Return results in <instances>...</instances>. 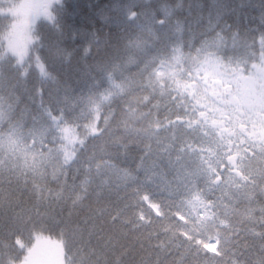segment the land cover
<instances>
[{"label": "snow or ice", "instance_id": "1", "mask_svg": "<svg viewBox=\"0 0 264 264\" xmlns=\"http://www.w3.org/2000/svg\"><path fill=\"white\" fill-rule=\"evenodd\" d=\"M136 7L126 10L130 23L135 25L144 15L148 23L140 26L141 32L167 30L163 47L150 48L139 36L129 37L124 45L112 44L97 61L86 96L66 93L61 107L45 109L41 104L40 109L30 110L28 105L20 106L24 103L20 89L37 73L40 80L52 79L49 59L62 62L67 58L52 39L63 31L64 3L0 0V30L7 41L5 46L0 40V225H4L0 248L7 250V264H15L22 254L16 252L17 247L27 248L23 264H37V244L28 247L23 232L46 227L62 228L79 237L62 242L63 264H167L170 257L179 258L173 264H188L189 258L192 264H264V27L257 60L255 34L248 30L241 35L229 25L219 3L208 5L206 18L201 8L195 28L179 19L172 23L181 3L173 6L156 0L142 5L139 12ZM249 63L255 72L249 71ZM240 80L243 89L233 88ZM36 91L33 88L29 93L33 99ZM160 105L174 110L176 121L166 116L168 125L187 129L184 135L195 137L197 144L194 148L175 138L177 155L183 153L193 160L198 186L189 187L168 212L142 190L132 170H114L108 163L110 157L83 159L88 145L113 127L117 152L127 151L130 141L143 143L149 137L158 138L162 130L170 131L159 119ZM254 161H259L258 168ZM113 184L134 189L131 198L140 215L123 227L148 232L146 243L138 241L139 260L133 255L137 245L128 242L131 232L106 234L102 228L97 230L91 217L79 218L85 203L93 196L101 198L98 194L105 185ZM217 191L224 195L211 199ZM17 193L31 194L39 220L22 211L8 223L3 221L5 209L15 211L19 206ZM239 203H245L242 211ZM144 204L156 217L167 220L161 224L163 239L157 234L155 243L149 227L160 221L145 212ZM124 219V213L118 212L112 216L113 225ZM3 256L0 252V264H5Z\"/></svg>", "mask_w": 264, "mask_h": 264}, {"label": "trees", "instance_id": "2", "mask_svg": "<svg viewBox=\"0 0 264 264\" xmlns=\"http://www.w3.org/2000/svg\"><path fill=\"white\" fill-rule=\"evenodd\" d=\"M26 0H15V3L21 4ZM156 0H63L64 12L62 14V33H57L52 39L59 43L65 50L67 58L62 62L52 61L49 59L48 67L50 69L52 79L40 80L38 73L27 82V84L20 89V95L24 103L21 107L28 105L30 110L40 109L41 104L44 108H58L64 105L66 101V93L68 96H75L79 98L81 94L87 95L88 87L94 82V69L97 61L104 54L105 50L112 44L120 42L121 45L127 44L128 38L141 37L148 41V46L152 48L163 47V42L166 41L168 31L164 30L156 33L153 30L151 33L147 30L141 32V25L148 23L144 15L135 25L130 23V15L126 14V10L131 5H136L135 10L141 11V6L148 3H155ZM170 5L181 3L182 7L176 9L172 18V23L176 20L183 21L186 25L191 24L194 28L197 27L195 21L201 14L203 8V15L207 17L208 5L210 3H219L224 9L223 19L234 28H238L241 35L252 30L257 40V60L259 57L258 42L260 38V29L264 27L261 25V15L264 13V0H165ZM190 9V10H189ZM206 19L204 23H206ZM4 27H7L5 23ZM159 28V24L156 25ZM4 32L0 30V40L7 45V41L3 40ZM89 50V51H86ZM139 55V53H137ZM45 58L48 59L47 52ZM250 72H255L251 68V63L248 65ZM35 88L37 91L33 96L29 93ZM171 116L173 121H176L174 110L166 109L164 105H160L159 119L164 121L165 127L171 130H162L159 137H149L143 143L140 140L128 143V150L121 149L117 152L114 145L116 139L113 133L117 131L115 127L109 133L102 135L99 139L88 145L85 150L83 159L88 160L93 155L96 157L109 158L108 163L113 166L114 170H132L133 178L136 182L141 184L142 190L151 194L152 198L164 206V211L168 212L169 208L174 207L187 194L188 188H195L198 186V179L193 175L195 172V165L193 160L181 153L179 156L173 149V144L176 142V137L180 138V142H187L197 147L193 143L195 137L184 135L187 129H178L175 125H168L166 116ZM157 117H152L155 120ZM151 144L149 150L148 145ZM191 156V151L189 152ZM143 157V165L141 167V158ZM97 163L102 161L97 159ZM227 163V161H225ZM259 161H254V167H259ZM84 171L87 170V164L84 165ZM223 170V169H222ZM234 175V172H233ZM202 186V185H200ZM134 189H128L121 184L116 186L113 184L110 188L105 185L104 190L97 196H93L91 200L87 201L83 206V211L80 213V219L89 216L95 221L97 230L103 229L107 234L123 233L128 235L129 245H137L133 255L137 256V260L142 255L138 246V241H145L148 232L141 230L136 232L134 227L124 228L123 225L129 220L137 218L140 211L135 207L136 201L131 198V192ZM224 194L228 193V185H224ZM221 192L217 191L211 195V199L218 200L222 197ZM246 203V202H245ZM245 203H239V210H243ZM18 207L15 211L5 209V214L2 217L5 223H8L10 218L19 212H30L35 220L36 208L35 201L31 199V194L21 195L17 193ZM233 205L238 204V200H232ZM131 205V206H130ZM145 212H150L155 221L160 223H153L149 227V232L152 233L153 241L155 243V236L159 234L161 238L164 237V231L161 224H167V220H161L156 217L155 213L148 209L147 204H144ZM231 213L232 209H227ZM43 211V209H42ZM52 215L51 210H48ZM59 212V209H56ZM118 212H123L125 219L116 225H113L112 216ZM258 216V212L256 213ZM68 218V212H64V219ZM76 216L73 214V219ZM176 220V217H171ZM48 220V217H45ZM50 222V221H49ZM179 224H184L183 220H176ZM145 226L148 227L146 222ZM4 227V225H0ZM259 226L257 225V228ZM3 235L7 236V229ZM37 236L40 237L37 242ZM23 239L28 247L37 244V252L50 253L54 252L55 259L58 264H63L64 257L60 255V250L63 248V243L66 239L78 240L79 237H73L71 232H64L62 228H44L38 231H24ZM183 239V237H182ZM228 237H225L227 240ZM243 239V237H242ZM11 243L15 244L13 237ZM43 247L38 250L40 244ZM75 251V249H73ZM0 252H4L3 258L7 264V250L0 248ZM19 259L15 264H23L24 256L28 254L27 248L21 250L17 247ZM39 253V256H40ZM144 253L143 255H146ZM209 256L212 253L208 254ZM41 258V256H40ZM178 257H170L167 264H173V261H178ZM188 264H192L189 258Z\"/></svg>", "mask_w": 264, "mask_h": 264}, {"label": "rangeland", "instance_id": "3", "mask_svg": "<svg viewBox=\"0 0 264 264\" xmlns=\"http://www.w3.org/2000/svg\"><path fill=\"white\" fill-rule=\"evenodd\" d=\"M237 86H239L241 89H243L244 87V81L243 80H240L238 81V84H234L233 85V88H236ZM43 243L40 244V247H38V250H40L41 247H43ZM39 253L40 252H37L36 254V258H37V264H58V261L55 259V254L54 252H50V253H40V256H39Z\"/></svg>", "mask_w": 264, "mask_h": 264}]
</instances>
